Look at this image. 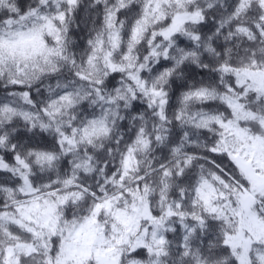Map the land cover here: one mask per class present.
I'll list each match as a JSON object with an SVG mask.
<instances>
[{
  "label": "snow or ice",
  "instance_id": "1",
  "mask_svg": "<svg viewBox=\"0 0 264 264\" xmlns=\"http://www.w3.org/2000/svg\"><path fill=\"white\" fill-rule=\"evenodd\" d=\"M0 264H264V0H0Z\"/></svg>",
  "mask_w": 264,
  "mask_h": 264
}]
</instances>
